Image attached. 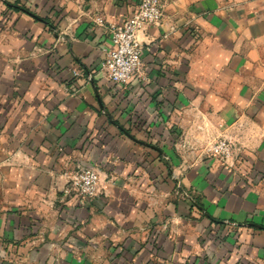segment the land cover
Listing matches in <instances>:
<instances>
[{
    "label": "crops",
    "instance_id": "1",
    "mask_svg": "<svg viewBox=\"0 0 264 264\" xmlns=\"http://www.w3.org/2000/svg\"><path fill=\"white\" fill-rule=\"evenodd\" d=\"M138 1L0 0V264H264V0H163L116 84Z\"/></svg>",
    "mask_w": 264,
    "mask_h": 264
},
{
    "label": "built area",
    "instance_id": "2",
    "mask_svg": "<svg viewBox=\"0 0 264 264\" xmlns=\"http://www.w3.org/2000/svg\"><path fill=\"white\" fill-rule=\"evenodd\" d=\"M163 17V0H139L136 11L120 25H109L111 47L106 50L102 63V72L116 84H127L138 75L142 68L143 46L139 35L150 25L160 24ZM96 22L104 25L99 17ZM80 75L79 72H75ZM209 151L228 158L231 145L226 139L214 143ZM99 172L95 168H80L68 176L64 192L76 195L81 202L93 199L97 195Z\"/></svg>",
    "mask_w": 264,
    "mask_h": 264
},
{
    "label": "rangeland",
    "instance_id": "3",
    "mask_svg": "<svg viewBox=\"0 0 264 264\" xmlns=\"http://www.w3.org/2000/svg\"><path fill=\"white\" fill-rule=\"evenodd\" d=\"M215 155V154H214ZM82 168H84V167H82ZM80 169V168H79ZM95 169H97V168H95ZM98 170V169H97Z\"/></svg>",
    "mask_w": 264,
    "mask_h": 264
}]
</instances>
